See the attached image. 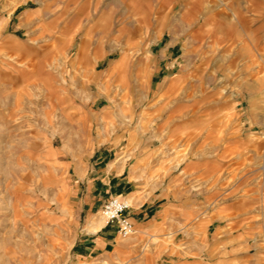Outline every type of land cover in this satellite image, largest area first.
<instances>
[{
    "label": "rangeland",
    "instance_id": "1",
    "mask_svg": "<svg viewBox=\"0 0 264 264\" xmlns=\"http://www.w3.org/2000/svg\"><path fill=\"white\" fill-rule=\"evenodd\" d=\"M103 262L264 264V0H0V264Z\"/></svg>",
    "mask_w": 264,
    "mask_h": 264
},
{
    "label": "crops",
    "instance_id": "2",
    "mask_svg": "<svg viewBox=\"0 0 264 264\" xmlns=\"http://www.w3.org/2000/svg\"><path fill=\"white\" fill-rule=\"evenodd\" d=\"M17 7H22V6H21V4H18ZM232 15H234V14H232ZM121 65L122 64L120 62H118L116 65V68L120 67ZM131 160H132L131 156L128 155L123 162L122 169H120V170L118 168H115L113 170L112 165H114V163H111L109 165V167L107 168L108 169L107 171H109L108 173L110 174V179L107 181L108 182V188H112L113 190L119 191L121 188H124V187L134 188V186H137L139 181L136 178V174L132 170H129V168H128L129 162ZM130 192L136 193L137 190L131 189ZM128 201L130 202V198L128 199ZM158 206H159L158 204H155V200L151 201V199H148V201L147 200H142L141 202L135 201L133 208L137 214L142 215L141 219L145 220L148 216H154V215L158 214V212L160 211L158 209ZM130 219H131V221L134 220L132 217ZM99 221H96V222L98 223ZM89 222H90V220L88 221V223ZM103 225H104V223L102 222L101 226L94 232H89L88 230L87 231L89 233H96L98 231H101V228L104 227ZM133 225H134V223H133ZM102 239H104V238H102ZM103 263H106V262H103Z\"/></svg>",
    "mask_w": 264,
    "mask_h": 264
},
{
    "label": "built area",
    "instance_id": "3",
    "mask_svg": "<svg viewBox=\"0 0 264 264\" xmlns=\"http://www.w3.org/2000/svg\"><path fill=\"white\" fill-rule=\"evenodd\" d=\"M129 205L117 197L107 200L101 210L106 223L112 224L122 239L129 237L134 232V225L127 212Z\"/></svg>",
    "mask_w": 264,
    "mask_h": 264
},
{
    "label": "bare ground",
    "instance_id": "4",
    "mask_svg": "<svg viewBox=\"0 0 264 264\" xmlns=\"http://www.w3.org/2000/svg\"><path fill=\"white\" fill-rule=\"evenodd\" d=\"M102 224V221H99L98 223L96 221L90 220V222L87 224V229L89 232L96 231ZM107 264V263H105Z\"/></svg>",
    "mask_w": 264,
    "mask_h": 264
}]
</instances>
